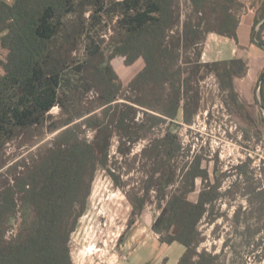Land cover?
I'll return each mask as SVG.
<instances>
[{
	"label": "trees",
	"instance_id": "obj_1",
	"mask_svg": "<svg viewBox=\"0 0 264 264\" xmlns=\"http://www.w3.org/2000/svg\"><path fill=\"white\" fill-rule=\"evenodd\" d=\"M183 1L0 0V40L8 51L0 59V264H73L70 236L87 209L95 173L103 167L114 175L112 139L118 137V151L124 153V146L130 151L155 128L177 121L181 112L182 122L192 125L201 109L200 82L208 72L217 75L227 101L238 104L235 80L248 73V59L204 62L202 44L210 33L238 40L246 5L241 0H186L185 15ZM261 21L262 29L264 0L253 32ZM252 37L264 48L261 30ZM80 46L82 57L75 55ZM117 57L127 66L145 61L128 85L114 67ZM260 95L264 107V72ZM54 107L60 108L57 116L50 113ZM34 129L40 131L39 141L48 132L57 133L30 157L8 166L7 144ZM185 150L170 129L143 149L154 168L134 211L143 212L157 184L161 212L152 229L159 240L185 246L177 264H214L217 256L206 252L192 258L199 223L222 195L221 182H210L199 155L176 178L172 162ZM251 161L236 167L238 176L248 178ZM198 178L206 185L194 201L189 195ZM171 185L176 189L168 193ZM18 215V230L8 236Z\"/></svg>",
	"mask_w": 264,
	"mask_h": 264
},
{
	"label": "rangeland",
	"instance_id": "obj_2",
	"mask_svg": "<svg viewBox=\"0 0 264 264\" xmlns=\"http://www.w3.org/2000/svg\"><path fill=\"white\" fill-rule=\"evenodd\" d=\"M182 10L186 15V0L183 1ZM262 22L254 32L252 28V35L261 30L264 36ZM210 38L219 46L226 44L224 38L211 33L203 42L202 50L210 47ZM245 53H251L258 63L250 74L235 80L238 104L227 101V94L221 90L217 75L208 72L200 82L201 109L192 125L182 122L181 112L177 121H169L155 128L153 134L136 142L130 151L124 146V153L118 151V137L112 139L109 158L114 175L103 167H99L95 173L87 209L70 236L73 264H177L183 256L186 251L184 245L178 242L162 243L152 229L153 221L161 212L156 198L157 184L152 187L143 212L138 214L134 211V201L145 194L144 189L154 168L153 162L142 156L143 149L168 129L179 134L186 149L183 156L172 162L173 169L177 171L176 178L182 167L199 155L202 166L208 170L210 182L215 183L218 179L221 182L218 190L222 195L199 223V242L192 261L198 260L199 255L206 252L217 256L214 264H264V256L261 258L264 255V107L260 95L264 48L256 46ZM75 55H84L82 46ZM113 64L120 76L122 69L134 75L138 73V62L127 66L122 57H117ZM204 73L202 69L200 75ZM60 112L59 107L50 111L56 116ZM39 132L36 129L24 132L7 144L5 153L9 159L8 166L30 157L57 133L48 132L39 141ZM87 134L92 138L94 132ZM36 141L39 142L33 146L31 143ZM21 142L24 145H19ZM249 158L252 161L248 167V178L246 175L238 176L236 167ZM14 173L11 170L8 174L13 178ZM205 185L206 181L198 178L196 190L189 195L190 199L196 201ZM175 189L176 185H171L167 192ZM111 195L119 197L122 206H118V211L111 208L110 212H105L102 202ZM113 212L116 219L112 225ZM20 221V215L11 220L8 235L17 232ZM89 236L91 239L96 237L97 241L90 243ZM89 248H92V252L84 253Z\"/></svg>",
	"mask_w": 264,
	"mask_h": 264
},
{
	"label": "crops",
	"instance_id": "obj_3",
	"mask_svg": "<svg viewBox=\"0 0 264 264\" xmlns=\"http://www.w3.org/2000/svg\"><path fill=\"white\" fill-rule=\"evenodd\" d=\"M5 1H7L8 3H13L15 0H5ZM241 1L246 5V7L241 15L240 25L238 28V40H235L230 37L218 35L215 33L216 36H221L222 38H224L225 39L224 43L226 44L219 46L218 44H214L213 39L210 38L209 41L210 47H205L203 49L202 60L204 62H212L220 59H228V58L243 56L248 59V65H249L248 73L250 74L252 72V69L256 68L257 65L256 63L258 62L255 60L254 56L251 55V53L248 54L245 52H248L250 51L251 48L258 46L257 44L252 42L251 30L254 25L256 11L262 4L263 0H241ZM7 52L8 51L1 46V40H0V59H5ZM137 62H138L137 70L139 72L145 66V61L142 58H140L135 63ZM121 71L122 74L120 77L122 78L124 84H126V82L129 83L135 77L134 73L132 72H128L125 69H122ZM0 74H4V69L1 67H0Z\"/></svg>",
	"mask_w": 264,
	"mask_h": 264
},
{
	"label": "bare ground",
	"instance_id": "obj_4",
	"mask_svg": "<svg viewBox=\"0 0 264 264\" xmlns=\"http://www.w3.org/2000/svg\"><path fill=\"white\" fill-rule=\"evenodd\" d=\"M119 196V195H118ZM103 198V197H102ZM120 200V198L119 197H116V196H114V195H111V196H109L107 199H102V201H104V202H102L103 203V205H102V208H103V210L105 211V212H110L111 211V208L113 209H115L116 211H118V206H122V204L119 202V200ZM101 200V199H100ZM114 210V211H115ZM115 212H113L112 213V215H111V224L113 225V222H114V220L116 219V214H114ZM114 216V217H113ZM95 235H96V233H94ZM93 233H92V235H94ZM97 236V235H96ZM95 238L96 237H94V238H90V236H89V242L91 243L92 241H97V240H95ZM91 239V240H90ZM106 241V240H105ZM94 243H92V245H93ZM89 245V244H88ZM91 245V246H92ZM91 246H89V247H91ZM89 252H92V248H89V249H87L86 251H84V253H89Z\"/></svg>",
	"mask_w": 264,
	"mask_h": 264
},
{
	"label": "built area",
	"instance_id": "obj_5",
	"mask_svg": "<svg viewBox=\"0 0 264 264\" xmlns=\"http://www.w3.org/2000/svg\"><path fill=\"white\" fill-rule=\"evenodd\" d=\"M10 231V230H9ZM9 231H8V233H9ZM14 234V233H13ZM8 236H10V235H8Z\"/></svg>",
	"mask_w": 264,
	"mask_h": 264
},
{
	"label": "water",
	"instance_id": "obj_6",
	"mask_svg": "<svg viewBox=\"0 0 264 264\" xmlns=\"http://www.w3.org/2000/svg\"><path fill=\"white\" fill-rule=\"evenodd\" d=\"M263 23V22H262Z\"/></svg>",
	"mask_w": 264,
	"mask_h": 264
}]
</instances>
